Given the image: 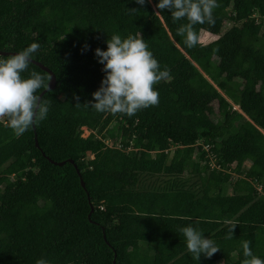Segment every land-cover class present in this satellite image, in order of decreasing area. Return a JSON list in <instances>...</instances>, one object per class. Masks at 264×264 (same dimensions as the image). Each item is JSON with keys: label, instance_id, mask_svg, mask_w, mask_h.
I'll return each mask as SVG.
<instances>
[{"label": "trees", "instance_id": "trees-1", "mask_svg": "<svg viewBox=\"0 0 264 264\" xmlns=\"http://www.w3.org/2000/svg\"><path fill=\"white\" fill-rule=\"evenodd\" d=\"M158 2L0 0V51L38 43L31 60L55 78L46 119L19 136L0 122V264H243V241L264 260V0H217L198 36L232 25L193 48L177 34L187 20ZM114 34L141 35L171 77L131 117L91 107L105 78L95 50ZM33 71L48 82L30 63L22 76ZM188 225L220 251L194 259Z\"/></svg>", "mask_w": 264, "mask_h": 264}, {"label": "clouds", "instance_id": "clouds-1", "mask_svg": "<svg viewBox=\"0 0 264 264\" xmlns=\"http://www.w3.org/2000/svg\"><path fill=\"white\" fill-rule=\"evenodd\" d=\"M135 2L144 5L146 0ZM217 7V0H159L156 4L157 9H168L174 21L187 20L177 29V34L184 36V43L189 48L199 43L194 26L204 23L214 25L213 11ZM137 10L129 9L131 12ZM106 43V50H95L98 62L103 64L105 78L99 89L92 93L95 102L91 103V107L97 112L131 117L142 109L158 105L159 92L154 89V85L171 77L167 68L160 70L158 61L142 36L128 35L122 39L119 34H114ZM39 48L38 43H32L7 58L0 57V120L7 118V125L17 136L34 123L46 119L49 111L50 102L42 101L36 94L42 88L48 89L49 82L45 83V77L35 71L28 78L22 76L28 69L32 54ZM236 226V223L230 224L227 238H232ZM180 231L194 259L198 260L201 254L211 258L220 251L212 239L205 238L193 226H185ZM242 248L246 257L243 264H264V260L252 253L249 241H243ZM35 264H49V261L38 259Z\"/></svg>", "mask_w": 264, "mask_h": 264}, {"label": "rangeland", "instance_id": "rangeland-1", "mask_svg": "<svg viewBox=\"0 0 264 264\" xmlns=\"http://www.w3.org/2000/svg\"><path fill=\"white\" fill-rule=\"evenodd\" d=\"M231 25L232 24L229 21H227V20H221V19L217 20V26H216V29H215L214 33L213 34L201 33L200 36H199V42L201 44H207V43L215 40L218 36H220L225 31H227L231 27ZM220 95L227 100V98H228V94L227 93H224V94L220 93ZM215 107H216V105H215ZM233 109L236 110L237 112H239L237 107L233 106ZM240 125L244 129H248L249 130V129L252 128V124L248 120L243 121ZM87 134H88V132L83 130L82 137H86ZM233 178H234V176H233ZM142 188L145 189L146 187L143 186ZM227 192L229 193V189H227Z\"/></svg>", "mask_w": 264, "mask_h": 264}, {"label": "water", "instance_id": "water-1", "mask_svg": "<svg viewBox=\"0 0 264 264\" xmlns=\"http://www.w3.org/2000/svg\"><path fill=\"white\" fill-rule=\"evenodd\" d=\"M13 54H16V53H8V52H1V51H0V57H8V56L13 55ZM30 64L34 65L35 67L39 68L42 72L46 73V74L49 76V79L51 78L50 81L48 80V82H49V88H48V89H44V90H42V91L40 92V94L38 95V96L42 97L46 92L51 91V90L54 89V87H55V78H54L53 74H52L47 68H45L44 66H42L41 64H39V63H37V62H35V61H33V60H31ZM48 82H47V83H48ZM32 126H33V125H32ZM34 147H35V148H38V145H37V141H36V139H35V136H34ZM42 156L44 157L43 154H42ZM44 158H45V157H44ZM45 159L48 161V163H50V164H52V165H55V166H58V167L62 166V165L65 163V162L54 163L53 161H51V160L48 159V158H45ZM67 163H69V164H71V165L73 166V168H74L76 174H77L78 177H79L78 170L76 169L75 165H73V162H72L71 160H68ZM79 185H80V187L84 190V183L82 182V180L80 179V177H79ZM87 201H89L88 198H87ZM91 212H92V208L90 207V211H89L88 216L91 214Z\"/></svg>", "mask_w": 264, "mask_h": 264}, {"label": "built area", "instance_id": "built-area-1", "mask_svg": "<svg viewBox=\"0 0 264 264\" xmlns=\"http://www.w3.org/2000/svg\"><path fill=\"white\" fill-rule=\"evenodd\" d=\"M0 122L3 123V124H5V120H0ZM87 135H88V134H87ZM111 143H112V141H111L109 138H106V139L104 140V144H105V147H106L107 149L111 150V149H113V148H116V149H119V148H120V145H119V144L112 145ZM203 150H204V151H207V150H208L207 146H204V147H203ZM259 190H260V189L258 188V191H259Z\"/></svg>", "mask_w": 264, "mask_h": 264}]
</instances>
